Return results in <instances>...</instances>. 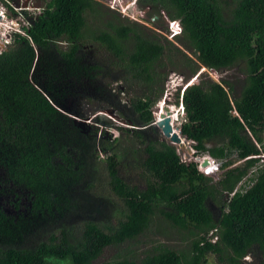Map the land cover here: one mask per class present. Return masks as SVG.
Segmentation results:
<instances>
[{
	"label": "trees",
	"instance_id": "obj_1",
	"mask_svg": "<svg viewBox=\"0 0 264 264\" xmlns=\"http://www.w3.org/2000/svg\"><path fill=\"white\" fill-rule=\"evenodd\" d=\"M147 1L180 19L177 40L184 38L201 68L223 72L244 65L239 94L228 80L206 77L182 98L187 113L182 134L195 142V158H228L236 151L244 163L212 182L195 158L184 161L179 148L156 131L149 96L133 101L135 115L129 119L138 143L134 168L149 177L145 189L123 175L121 136L99 138L74 120L79 143L70 145L73 150L57 146L46 124L67 116L30 81L37 50L50 51L57 40H66L68 49L59 54L70 66L106 74L102 63L89 65L82 54L88 50L84 40L92 38L130 66L144 65V83L151 85L150 66L166 48L135 33L130 22L110 21L96 31L87 16L105 11L95 0H49L29 38L16 34L0 53V171L6 175L0 174V195L14 190L2 187L13 181L31 201L28 214L17 221L0 208V264H93L106 248L144 234L154 217L175 230L186 248L156 243L140 260L120 257L105 264H206L209 255L218 264H246L248 256L264 264V164L258 157L264 154V0ZM184 137L179 146L188 149ZM211 169L203 171L210 175ZM252 171L256 175L231 197Z\"/></svg>",
	"mask_w": 264,
	"mask_h": 264
},
{
	"label": "rangeland",
	"instance_id": "obj_2",
	"mask_svg": "<svg viewBox=\"0 0 264 264\" xmlns=\"http://www.w3.org/2000/svg\"><path fill=\"white\" fill-rule=\"evenodd\" d=\"M14 1L18 0H7L8 3H13ZM95 1L101 4L99 9L105 11L104 15L101 12H97V14H89L87 16L88 22L96 31L103 28L107 29L110 21L113 23L130 22L135 33L144 38H151L152 41L154 40L164 44L166 48L164 56L156 64L150 66L149 72L153 78L152 84L147 85L144 83L143 77L146 75L143 71L144 65L130 66L129 61L125 58L113 57L105 49L100 48L92 38L84 40V44L88 50L85 51L87 53L83 51L82 54L83 56H87L86 59L91 63L89 65L96 64V61L102 63L108 70L106 74L105 72L102 73L103 69L97 73L96 69L91 71L86 69L78 71L70 66L66 59L59 54L60 51L68 49L69 43L66 40H57L54 43L55 46L53 45L50 51L40 52L37 50V57H40V60L37 61L38 58L35 60L30 81L32 84L38 86L52 104L67 116L61 118L57 123L51 124L48 122L46 124V129L50 132L51 138L57 146L68 145V148H70V145L75 144L77 141L75 145L79 143L80 138L78 132L73 126L74 120L77 123H79L77 120L88 122L85 127L88 130L96 131L99 138H115L121 136L123 140L118 146V151L122 155L123 175L132 186H139V188L145 189L149 177L142 174L143 171L134 168V161L137 158L134 150L138 148V143L131 136L133 133L132 130L135 127L131 125V121L129 120L130 117L135 115V111L131 107L133 101H138L145 96H149L154 100L152 110L155 121L153 126L161 137L168 141L162 129L159 126H155L157 124L156 119L159 116L154 108L159 105L158 107L160 109L166 110L167 105L171 109H175L180 114L181 120L177 124L175 123L176 119L172 122L174 132L179 130L182 133L184 123L187 121V113L181 106L183 96L181 89L196 81L200 83L206 77L214 80L219 78L221 80L223 78L233 83L235 92L239 94L241 88L240 81L245 79L241 71L244 65L240 64L230 70L216 72L218 75L210 72V70H205L203 67L201 68L197 64V60L192 52L184 48L183 45L186 44L184 38L177 40V37L181 34L174 37L172 35V31L174 30L172 27L180 19L169 17L167 12L158 4L150 3L147 0ZM5 2L0 0V5L6 7ZM131 2L134 4L132 7ZM20 8L13 10V12L9 11V20L7 18H0L1 21L6 23L11 22L14 18L22 20L18 22L21 26L16 30H6V28H9L8 25L0 28V33H2V36H5L4 39L1 38L2 40H0V53L13 43L16 34L28 36V30H31L34 26L35 19H38L43 14V11H40L36 6H32L31 11H21ZM7 10L6 8V12ZM0 11L3 12L2 6H0ZM93 45L95 49L92 47ZM176 48L181 51L178 52ZM230 96L232 98V94ZM170 107L167 108H169L172 114H175ZM166 112L169 114V111L166 110ZM177 147L179 149L183 148L179 145ZM184 149V159H187L186 161L193 160L196 153L190 159L187 157L188 149ZM70 150L73 149L70 148ZM194 151L196 152L195 149ZM206 156H210V154ZM206 156L202 155L195 158V160L199 162L200 158ZM238 156V152L231 151L230 154L229 151V157L225 159L226 164L227 162H231V165L226 166L225 163H220L221 166L220 164H212L211 170L213 173L210 175L204 174L212 182H219L226 171L244 163V160L237 161ZM100 157L104 160L107 158V154L101 153ZM258 157H262L260 164H264V154ZM101 159H99V162ZM105 167L107 170V164ZM200 167L201 161L199 162ZM200 171L203 173L201 168ZM252 172L250 173L251 175L249 174L243 180L244 182L248 181L247 178L251 179L256 175L252 174ZM0 174L2 177L6 176L1 171ZM97 186L106 187L104 184H98ZM2 187L14 188V190L1 193V210L11 219L14 218L15 221L22 219L28 214L31 205L26 191L21 190L23 193L17 190L13 181L2 184ZM210 203L211 209L217 211L216 205L212 202ZM154 220L156 222L153 223L152 227L136 240L119 247L106 248L101 258L99 260L97 259L93 264H105L120 257L140 260L145 252L156 243H161L176 251H182L186 248L175 230H168L169 226L164 221H159L157 217H154ZM163 228L167 229L169 234L166 233V235H163L164 233L161 231ZM244 261L246 264H257L258 262L253 256L244 258ZM206 264L218 263L215 256L209 255L208 263Z\"/></svg>",
	"mask_w": 264,
	"mask_h": 264
},
{
	"label": "water",
	"instance_id": "obj_3",
	"mask_svg": "<svg viewBox=\"0 0 264 264\" xmlns=\"http://www.w3.org/2000/svg\"><path fill=\"white\" fill-rule=\"evenodd\" d=\"M49 1V0H48ZM1 18V16H0ZM209 70V69H206ZM198 81L194 84H197ZM193 84V85H194ZM169 107V106H168ZM167 111H169V113H171V111L169 110V108H165ZM154 110L159 111L158 110V106L154 108ZM77 120V119H76ZM157 120V124L155 126H159L164 135L167 137L168 141H170V143H172L175 146H178L180 143L183 144V134L182 133H174V127L172 125V119L171 117H166L164 118L163 121H159ZM79 121V125L83 128H86L85 126L88 124V122L86 121H82V120H77ZM185 140L187 141L189 148H188V153H187V157H189L190 159L193 158L194 153H196L194 151V145L195 142L189 141L186 137H184ZM179 153L181 156L185 155V149L184 148H180L179 149ZM201 161V168L202 169H206L208 168V166L212 165V164H220V163H226V159L222 158V157H216L214 155H210V156H206L204 158H200L199 162Z\"/></svg>",
	"mask_w": 264,
	"mask_h": 264
},
{
	"label": "clouds",
	"instance_id": "obj_4",
	"mask_svg": "<svg viewBox=\"0 0 264 264\" xmlns=\"http://www.w3.org/2000/svg\"><path fill=\"white\" fill-rule=\"evenodd\" d=\"M5 3H6V8H8V11L7 12H5V14L4 13H1V11H0V16L2 15V14H4L6 17H7V20H9L8 19V16L10 15V13H9V11L10 12H13V10H18V8H20V7H22V8H20L21 9V11H31L32 10V6H36L37 8H39L40 9V11H43L45 8H46V4H47V2H48V0H18V1H14L13 3L15 4V8H13L11 5H10V3H8L7 2V0H3ZM24 3V4H23ZM0 6H2V7H5L4 5H0ZM42 13V12H41ZM38 19H35V21H37ZM0 21H1V19H0ZM21 22V21H20ZM20 26H21V24H20ZM1 30V29H0ZM182 33V32H181ZM181 33H179V34H177V35H180ZM176 35V36H177ZM26 37V36H25ZM205 70L207 69V68H204ZM199 77V76H198ZM181 105H183L182 104V102H181ZM182 109L184 110V107H182ZM185 111V110H184Z\"/></svg>",
	"mask_w": 264,
	"mask_h": 264
},
{
	"label": "built area",
	"instance_id": "obj_5",
	"mask_svg": "<svg viewBox=\"0 0 264 264\" xmlns=\"http://www.w3.org/2000/svg\"><path fill=\"white\" fill-rule=\"evenodd\" d=\"M31 1V0H30ZM10 5L13 7V8H15V4L14 3H10ZM8 9V8H7ZM8 11V10H7ZM3 12H4V14H5V12H6V7H3ZM2 13V12H1ZM20 21H22V20H19V19H17V18H14L10 23H12V27L10 28L12 31L15 29H18V27H20V23H18V22H20ZM175 26H177L176 28H174V27H172L174 30L172 31V35H173V37L174 36H176L177 34H179V33H181L182 32V26H181V24H180V21L178 20V22L176 23V24H174ZM173 25V26H174ZM1 32V31H0ZM15 33V32H14ZM17 33V32H16ZM26 37H28L29 38V36H26ZM4 39L5 38V36H2V33H0V40H2V39ZM210 72H213V73H215V74H217L216 73V71H213V70H210ZM218 75V74H217ZM220 79V78H219ZM219 79H217V80H214V81H217V82H220V80ZM185 158V157H184ZM183 158V160L184 161H186L187 159H184ZM189 161V160H188ZM201 168V167H200ZM201 170L203 171V169L201 168ZM255 172L257 171V169L256 170H254ZM254 171L252 172V173H254ZM203 173H206V172H204L203 171ZM207 175H209L208 173H206ZM251 175V174H250ZM247 180L249 181V179L247 178ZM248 181H246V182H244V181H242L238 186H237V188L234 190V192L231 194V197L238 191V190H241V188H243V186L248 182ZM254 183H251V185H253ZM251 185H249L248 187H247V189L251 186Z\"/></svg>",
	"mask_w": 264,
	"mask_h": 264
},
{
	"label": "bare ground",
	"instance_id": "obj_6",
	"mask_svg": "<svg viewBox=\"0 0 264 264\" xmlns=\"http://www.w3.org/2000/svg\"><path fill=\"white\" fill-rule=\"evenodd\" d=\"M131 4V7H132V5H134V4H132V2L130 3ZM130 9V8H129ZM2 13H4V12H2ZM1 17L2 18H7L4 14H2L1 15ZM31 18V17H30ZM8 25V27L9 28H6V30H8V29H10L13 25H12V23H10V22H8V23H6V22H3V21H0V28L1 27H6ZM174 28H176V26L174 25L173 26ZM25 30V29H24ZM1 31V30H0ZM195 82H193L192 84H189V86H191V85H193ZM189 86H186V87H184V88H182L181 90H182V92H183V95H184V92H185V90L189 87ZM182 98H183V96H182ZM182 102V101H181ZM159 106V105H158ZM182 107H183V105H181ZM157 107V106H156ZM166 107H168L167 105H166ZM170 107V106H169ZM170 109H171V107H170ZM158 110L159 111H157L156 113H157V115L159 116V118H158V120L159 121H163L164 120V118H166V117H171V119H172V122L176 119V121H175V123L177 124V122L178 121H180L181 120V116H180V114L179 113H177V112H175L173 109H171L175 114H172V113H169V114H171L170 116H169V114L166 112V110H163V109H160L159 107H158Z\"/></svg>",
	"mask_w": 264,
	"mask_h": 264
}]
</instances>
